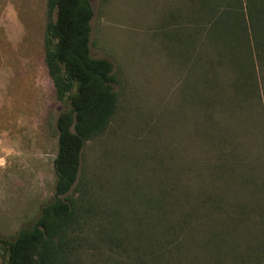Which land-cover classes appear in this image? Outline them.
<instances>
[{
    "label": "rangeland",
    "instance_id": "obj_1",
    "mask_svg": "<svg viewBox=\"0 0 264 264\" xmlns=\"http://www.w3.org/2000/svg\"><path fill=\"white\" fill-rule=\"evenodd\" d=\"M46 2L0 0L7 240L32 228L54 199L56 121L66 106L44 62ZM205 3L91 1L90 55L112 64L117 104L107 130L85 143L68 193L90 209L69 232V264H206L210 220L232 228L241 204L264 216V41L252 57L257 87L240 93L251 73L238 52L246 47L235 63L218 62L201 32Z\"/></svg>",
    "mask_w": 264,
    "mask_h": 264
},
{
    "label": "trees",
    "instance_id": "obj_2",
    "mask_svg": "<svg viewBox=\"0 0 264 264\" xmlns=\"http://www.w3.org/2000/svg\"><path fill=\"white\" fill-rule=\"evenodd\" d=\"M91 1L46 2L44 62L56 99L66 106L56 121L54 199L42 208L32 228L21 230L14 240L0 237L4 264H69L73 253L69 232L90 212L89 208L80 210L68 193L78 181L85 143L107 130L117 104L112 64L90 55ZM205 1L201 32L213 49L218 48L219 63H235L237 49L245 45L246 51L238 52H243V59L248 58L243 63L251 67L252 74L247 73L242 80L247 89L238 91H252L257 87L252 57L264 41V0H225L222 5L216 0ZM237 82L239 86L241 79ZM240 208L238 217L229 219L232 228L223 227V219L208 222L203 247H209L210 255L204 263L264 264V216H250L243 204Z\"/></svg>",
    "mask_w": 264,
    "mask_h": 264
}]
</instances>
